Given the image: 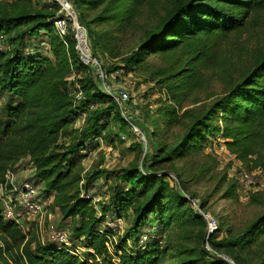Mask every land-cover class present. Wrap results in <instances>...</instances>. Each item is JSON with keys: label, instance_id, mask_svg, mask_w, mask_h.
<instances>
[{"label": "trees", "instance_id": "1", "mask_svg": "<svg viewBox=\"0 0 264 264\" xmlns=\"http://www.w3.org/2000/svg\"><path fill=\"white\" fill-rule=\"evenodd\" d=\"M70 1L96 57L97 49L106 54L107 47L104 36L93 32L91 25L143 30L137 20L144 10L148 20L165 14L119 64L153 79L163 77L159 83L171 93L174 105L160 110L158 117L166 128L183 133L146 146L141 167L147 166L148 176L140 166L124 172L122 180L129 188L117 194L114 216L130 225L114 245L115 231L106 213L100 216L92 201L82 196L83 186H91L102 172L84 179L79 162L80 154L94 148L118 105L98 91L94 79L83 77L92 70L79 62L71 31L63 39L58 35L56 13L1 15L0 94L16 101L7 108L0 139V186L8 170L28 159L33 176L20 182L31 183L42 198L52 196L49 209L59 212L62 228L84 245L87 257L28 237L15 222L2 217L0 206V264H264V209L237 233L219 225L207 235L205 205L197 210L189 204L184 182L183 192H173L165 176L152 174L168 169L175 173L176 161L199 153L206 140L218 138L235 160L264 174V41L251 50L240 44L242 37L259 32L264 0ZM98 7L102 10L86 22L83 9ZM44 44L47 56L39 53L45 51L40 48ZM153 56L163 59L165 70L143 68ZM212 77L221 86L219 94L208 91ZM74 91L81 94L79 99ZM199 92L207 93L205 100L180 108L184 98ZM81 117L82 126L75 128ZM116 119L122 127L127 125L119 114ZM233 191L230 187L227 197ZM252 203L264 207L258 196ZM145 229L150 237L141 244Z\"/></svg>", "mask_w": 264, "mask_h": 264}, {"label": "rangeland", "instance_id": "2", "mask_svg": "<svg viewBox=\"0 0 264 264\" xmlns=\"http://www.w3.org/2000/svg\"><path fill=\"white\" fill-rule=\"evenodd\" d=\"M83 10L85 21L90 22L102 10V7ZM19 11L27 13L54 12L56 13L55 21L59 16V7L54 0H0V16L5 14L14 15ZM146 12L144 10L143 15L137 20V26H144L143 30H119L118 27L109 24L91 25L93 32L102 34L105 38L106 54L102 53V49L101 51L97 49V58H99L98 60L103 69L106 70H104L105 73H110L108 76L105 74L106 77L103 82L98 81L89 70L84 72L83 76L91 80L94 79L98 91L107 94L111 98L112 95L117 96L118 92L128 94V101L121 105L117 104V111L109 114L106 120L108 125L94 141L92 145L94 148L89 149L90 147L86 145L89 150L80 154L82 159L79 162L84 169V179L89 178L92 173L102 172L91 186L88 188L83 186L82 196L84 199L92 201L100 216L102 212L106 213V221L115 230V238L111 239L114 245H117V239L124 235L130 225L124 219L116 221L114 216L117 214L114 209L118 202L117 194L129 188V184L122 180L124 172L140 166V171L148 176L147 166L141 167L146 155V146L149 147V143L168 142L172 134L175 136L178 133H183V130L179 128H166L163 123L164 120L158 117L160 110L174 105L171 93L166 90L164 85L159 83L163 77L153 79L149 76V73L141 70H125L119 64L122 58L129 55L143 40L145 37L144 32L155 29L159 26L161 20L165 18V14L159 13L155 18L150 17L148 20ZM75 16L77 19L78 14L75 13ZM257 29L259 32L252 34L251 38L242 37L241 39L240 44L247 50L257 47L258 44L264 41V16L261 17ZM40 48H45L43 52L40 50L41 56H47L46 49L48 45L44 44ZM8 50L12 49L9 48ZM112 55L117 56V59H112ZM166 66L163 59L154 56L143 64V68L149 69L150 72L165 70ZM114 69L117 71H113ZM114 72H118V75H115V78L112 79L111 75ZM73 79L74 76L70 78L71 81ZM208 91L211 94L221 92V86L214 77L209 81ZM74 93L76 98L80 95L78 91H74ZM206 96V92L189 95L180 102V108H192L194 107L193 102L196 100L203 101ZM112 100L115 102L113 98ZM15 101L14 97L0 94V139L3 126L8 120L7 108L13 105ZM117 114L127 124L126 126L122 127L118 123ZM82 118L77 120L74 125L75 128L82 126ZM16 167L20 171L19 180H27L33 176L28 159L21 161ZM174 169L175 173L172 169L159 170L154 173L149 172L158 178L165 176V182L168 183L169 189L173 192L182 191L180 183H185L187 190L182 191L183 195L192 198L196 202L197 208L201 204L205 205L203 213L207 217L209 216L210 219V222L209 220L207 222L204 218L207 235H210L208 226L212 221H216L215 230L219 225H225L232 228L234 233H237L244 229L248 222L264 209V207L252 203V197L258 196L264 204V174L258 169L252 170L251 166H244L234 157H229L220 138L206 140L202 144L199 153H191L187 157L176 161ZM223 177L225 180H223ZM246 177L252 181L249 188H244L240 184V182H246ZM230 187H234L233 196L227 197ZM44 208L43 215L29 224L23 223L22 228H20L21 231L30 238H36L41 244H48L57 249L61 247L53 245L54 235H64L68 243L66 250L82 259H86V248L62 228V218L59 212L57 210L52 211L47 205ZM193 208L197 209L196 207ZM112 221L113 223H111ZM148 230H143L139 240L141 244V240L144 241L146 233H149ZM110 252L115 256V248L111 247ZM181 259L184 258L179 257V260ZM228 261L232 263L230 260Z\"/></svg>", "mask_w": 264, "mask_h": 264}, {"label": "built area", "instance_id": "3", "mask_svg": "<svg viewBox=\"0 0 264 264\" xmlns=\"http://www.w3.org/2000/svg\"><path fill=\"white\" fill-rule=\"evenodd\" d=\"M59 7V16L54 23L55 28L60 38H65L69 31L73 35L75 41V51L78 56L79 62L90 68L94 74V77L103 82L105 80V72L98 58L94 55L86 29L81 26L75 16L74 9L70 0H54ZM118 72H114L111 78L114 79ZM112 95V94H111ZM81 94L77 97L79 99ZM116 104L121 105L128 101V94L125 92H118L117 96H113ZM229 157H233L228 153ZM20 171L15 166L8 170L5 174V181L0 186V206L2 208V217L5 220L15 222L20 228L23 223H30L31 221L40 218L45 210V206L49 207L53 201L52 196L42 198V195L38 196V190L29 182H20ZM246 182L241 183L244 188H249L252 184L251 179L246 177ZM189 204L197 208L196 202L193 199L187 198ZM198 210V208H197ZM206 221L210 222L209 216L204 215ZM120 221V220H118ZM110 228L114 230L112 226ZM216 227V221L209 223V234L212 235ZM115 231V230H114ZM54 235L53 245L60 246L61 248H68V243L65 236ZM149 233H146L142 244L147 243L149 240Z\"/></svg>", "mask_w": 264, "mask_h": 264}]
</instances>
